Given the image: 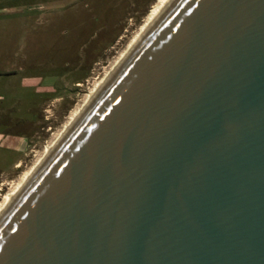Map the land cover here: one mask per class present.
<instances>
[{
    "label": "water",
    "instance_id": "1",
    "mask_svg": "<svg viewBox=\"0 0 264 264\" xmlns=\"http://www.w3.org/2000/svg\"><path fill=\"white\" fill-rule=\"evenodd\" d=\"M0 264H264V0H178L2 220Z\"/></svg>",
    "mask_w": 264,
    "mask_h": 264
},
{
    "label": "rangeland",
    "instance_id": "2",
    "mask_svg": "<svg viewBox=\"0 0 264 264\" xmlns=\"http://www.w3.org/2000/svg\"><path fill=\"white\" fill-rule=\"evenodd\" d=\"M156 1L0 0V197L104 77Z\"/></svg>",
    "mask_w": 264,
    "mask_h": 264
},
{
    "label": "bare ground",
    "instance_id": "3",
    "mask_svg": "<svg viewBox=\"0 0 264 264\" xmlns=\"http://www.w3.org/2000/svg\"><path fill=\"white\" fill-rule=\"evenodd\" d=\"M178 0H157L151 7L143 24L139 27L125 50L111 62L110 67L105 70L104 77L97 81L92 88L87 92L83 102L77 105L63 124L61 130L53 134L52 139L48 141L43 151L37 156L31 168L21 174L16 183L12 184L8 191L0 197V223L8 214L12 206L17 202L19 197L23 194L26 188L32 183L36 176L40 173L42 168L46 165L48 160L54 155L58 147L64 142L72 130L78 125L80 120L85 116L90 107L98 99V97L105 90L107 85L120 72L129 59L133 56L135 51L141 46L149 34L160 23L164 16L169 12L173 5ZM18 167L20 165L18 164Z\"/></svg>",
    "mask_w": 264,
    "mask_h": 264
}]
</instances>
